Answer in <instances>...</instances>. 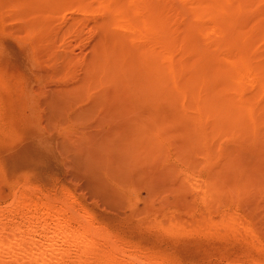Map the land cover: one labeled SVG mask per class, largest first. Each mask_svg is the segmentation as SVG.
Wrapping results in <instances>:
<instances>
[{"label": "bare ground", "instance_id": "bare-ground-1", "mask_svg": "<svg viewBox=\"0 0 264 264\" xmlns=\"http://www.w3.org/2000/svg\"><path fill=\"white\" fill-rule=\"evenodd\" d=\"M3 1L39 36L63 29V39L80 38L90 28L99 38L88 82L95 83L98 76L99 82L123 81L136 101L149 107L164 102L183 123L179 158L187 166L183 176L171 163L167 169L171 175L180 169L176 194L187 197L193 191L203 208L190 210L187 218L169 215L159 225L239 237L235 251L253 264H264L256 212L246 210L241 200L254 188L264 197V177H250L231 149L264 159V0ZM67 11L76 15L67 18ZM221 132L230 134L232 147L217 144ZM150 134L154 137L146 142L160 147V130ZM260 167L264 174V164ZM35 192L31 199L22 190L0 208V264L173 260L171 254L111 231L66 189L44 196L39 188ZM11 213H19L21 220L10 225Z\"/></svg>", "mask_w": 264, "mask_h": 264}, {"label": "rangeland", "instance_id": "rangeland-1", "mask_svg": "<svg viewBox=\"0 0 264 264\" xmlns=\"http://www.w3.org/2000/svg\"><path fill=\"white\" fill-rule=\"evenodd\" d=\"M16 15V8L0 0V208L22 190L34 199L38 188L43 196L66 189L111 231L171 254L168 264H251L235 251L239 237L159 225L169 215L187 218L190 210L203 208L193 191L187 197L176 194L182 179L175 173L181 169L183 176L187 166L179 158L183 123L167 104L149 107L136 101L123 81L99 82L98 76L89 83L99 38L90 28L80 38L71 34L63 39V29L39 36ZM157 129L161 146L153 148L146 138ZM216 142L232 147L227 132ZM231 149L250 177H264V159ZM170 163L180 167L173 175L167 169ZM241 200L246 210H255L258 224H264V197L258 189ZM13 214L10 225L21 220L19 213Z\"/></svg>", "mask_w": 264, "mask_h": 264}]
</instances>
